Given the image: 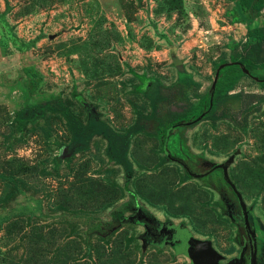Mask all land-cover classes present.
I'll return each instance as SVG.
<instances>
[{"label": "rangeland", "instance_id": "374dc122", "mask_svg": "<svg viewBox=\"0 0 264 264\" xmlns=\"http://www.w3.org/2000/svg\"><path fill=\"white\" fill-rule=\"evenodd\" d=\"M256 12L241 0H0V264H191V239L251 264L238 199L187 176L156 132L233 68L244 75L218 118L176 128L168 148L227 164L264 264V68L234 59L264 30V3Z\"/></svg>", "mask_w": 264, "mask_h": 264}, {"label": "trees", "instance_id": "16d2710c", "mask_svg": "<svg viewBox=\"0 0 264 264\" xmlns=\"http://www.w3.org/2000/svg\"><path fill=\"white\" fill-rule=\"evenodd\" d=\"M242 5L246 8H252L259 12L262 8L264 0H241ZM256 12V13H257ZM253 35L256 40L254 42L245 43L242 45V49L237 52L234 59L242 64L247 65H255L259 68H264V56H263V46L262 41L264 40V30L260 27L255 28L250 33ZM235 73L226 74V78L220 79L217 81L214 91H212L209 95L200 96L198 102H191L183 107H179L177 109H170L166 112L165 121L163 125L158 126L156 128V132L160 138L162 149L166 153L169 158L177 159L184 163L185 172L187 176H191L193 174H203L201 178L206 180L205 178L211 175L212 180H206V184L215 188L220 194H222L225 198H230L232 195L238 199L236 193L233 191L232 187L226 181L223 170L221 168H215L209 171V169L200 168L196 161L193 160L192 155H185L184 158H180L178 154H173L169 150V138L173 134V131L178 128L185 126L192 121H195L197 118H208L211 120H216L218 118L217 111L221 104L225 102V100L231 95L230 93L237 87L239 80L244 75L243 72H237L235 68L232 69ZM189 74L186 72H179L178 80L185 81ZM264 79V78H263ZM153 83V81H152ZM40 107H44L41 104ZM137 126L134 125L130 132H128L125 136H122L124 146L128 142V139L131 137V133L135 132ZM109 135V140L111 146L116 143V139L118 138L114 132L108 128L104 127ZM121 139V140H122ZM117 143L118 142L117 140ZM116 143V144H117ZM192 156V157H191ZM122 163L126 165V160H124L121 156L118 157ZM206 172V173H205ZM205 173V174H204ZM134 194V193H133ZM232 194V195H231ZM134 199L136 204L137 198L134 194ZM238 202V200L236 201ZM238 208L241 207L238 204ZM104 227L98 232H103ZM163 232H159V235H162Z\"/></svg>", "mask_w": 264, "mask_h": 264}, {"label": "water", "instance_id": "95a60500", "mask_svg": "<svg viewBox=\"0 0 264 264\" xmlns=\"http://www.w3.org/2000/svg\"><path fill=\"white\" fill-rule=\"evenodd\" d=\"M215 168H221L223 170V175L226 181L236 193V196L239 200V204L242 210L244 226L247 230V233L250 236V242H251L250 262L251 264H258L257 263L256 235H255V232L251 229L247 207L243 200L242 194L240 193V191L238 190L234 182L229 178L228 171H227V164H215L214 166H212L210 170L215 169ZM194 175L199 176L203 174H194ZM191 242L194 244L195 247L183 251L185 254L190 256V258L192 259L191 264H230V263H222L220 261L222 256L216 250H214L210 245L206 243H202L194 239H191ZM239 264H242V263H239Z\"/></svg>", "mask_w": 264, "mask_h": 264}, {"label": "flooded vegetation", "instance_id": "af4514ba", "mask_svg": "<svg viewBox=\"0 0 264 264\" xmlns=\"http://www.w3.org/2000/svg\"><path fill=\"white\" fill-rule=\"evenodd\" d=\"M212 168V167H211ZM210 168V169H211ZM210 169H209V171H210ZM206 173V172H205ZM234 191V190H233ZM229 200H230V198H228ZM238 203H239V200H238ZM238 206V205H237ZM239 206H240V204H239ZM258 256H259V247L257 246V258H258Z\"/></svg>", "mask_w": 264, "mask_h": 264}]
</instances>
